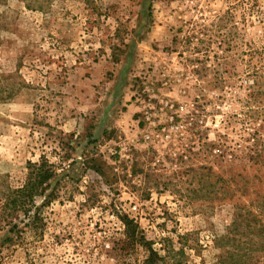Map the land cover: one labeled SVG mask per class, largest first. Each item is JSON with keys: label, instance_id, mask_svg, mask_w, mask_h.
Segmentation results:
<instances>
[{"label": "rangeland", "instance_id": "obj_1", "mask_svg": "<svg viewBox=\"0 0 264 264\" xmlns=\"http://www.w3.org/2000/svg\"><path fill=\"white\" fill-rule=\"evenodd\" d=\"M0 264H264V0H0Z\"/></svg>", "mask_w": 264, "mask_h": 264}, {"label": "trees", "instance_id": "obj_2", "mask_svg": "<svg viewBox=\"0 0 264 264\" xmlns=\"http://www.w3.org/2000/svg\"><path fill=\"white\" fill-rule=\"evenodd\" d=\"M28 173L22 186L14 189L9 195V202L12 212L18 216L19 212L26 214L34 197L43 191V186L53 178L54 166L48 161L41 159L38 163H27ZM38 215H34L30 221V225L35 226Z\"/></svg>", "mask_w": 264, "mask_h": 264}]
</instances>
